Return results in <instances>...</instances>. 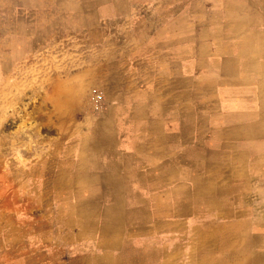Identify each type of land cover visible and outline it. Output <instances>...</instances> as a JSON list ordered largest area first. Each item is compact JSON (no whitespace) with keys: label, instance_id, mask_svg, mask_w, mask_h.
Returning a JSON list of instances; mask_svg holds the SVG:
<instances>
[{"label":"crops","instance_id":"0c3cea01","mask_svg":"<svg viewBox=\"0 0 264 264\" xmlns=\"http://www.w3.org/2000/svg\"><path fill=\"white\" fill-rule=\"evenodd\" d=\"M244 6L0 0L1 79L42 61L107 104L13 198L0 264H264V13Z\"/></svg>","mask_w":264,"mask_h":264},{"label":"rangeland","instance_id":"374dc122","mask_svg":"<svg viewBox=\"0 0 264 264\" xmlns=\"http://www.w3.org/2000/svg\"><path fill=\"white\" fill-rule=\"evenodd\" d=\"M244 2L243 10L264 13V0ZM7 64L0 77V243L10 239L2 232L12 228L13 198L27 200L29 192L37 195L49 185L60 171L66 140H75L76 127L90 111L107 105L104 86L61 84L60 70L44 68L42 61L35 66L25 59L18 69Z\"/></svg>","mask_w":264,"mask_h":264},{"label":"built area","instance_id":"2783aa9c","mask_svg":"<svg viewBox=\"0 0 264 264\" xmlns=\"http://www.w3.org/2000/svg\"><path fill=\"white\" fill-rule=\"evenodd\" d=\"M94 100L97 102V101H99L96 97H94ZM98 103V102H97Z\"/></svg>","mask_w":264,"mask_h":264},{"label":"bare ground","instance_id":"6f19581e","mask_svg":"<svg viewBox=\"0 0 264 264\" xmlns=\"http://www.w3.org/2000/svg\"><path fill=\"white\" fill-rule=\"evenodd\" d=\"M222 157V156H221ZM224 166V165H223ZM218 169V168H217ZM106 181V180H105ZM175 186V185H174ZM151 192V191H150ZM110 199V198H109Z\"/></svg>","mask_w":264,"mask_h":264}]
</instances>
